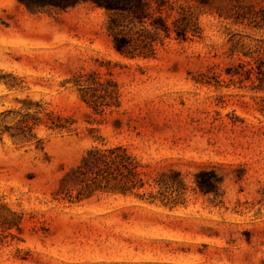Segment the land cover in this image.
<instances>
[{
	"label": "rangeland",
	"instance_id": "obj_1",
	"mask_svg": "<svg viewBox=\"0 0 264 264\" xmlns=\"http://www.w3.org/2000/svg\"><path fill=\"white\" fill-rule=\"evenodd\" d=\"M170 1L196 7L202 37L168 42L155 59L128 60L112 47L104 9L80 3L32 12L0 0V129L15 126L31 103L74 118L77 129L57 134L40 125L43 151L3 135L0 214L23 219L21 232L5 231L0 219V264H264V92L227 73L239 63L230 57L233 44L264 36L234 18L258 13L264 0ZM100 62H111L122 100L104 116L70 81L105 75ZM200 74L214 76L211 85L194 83ZM99 137L127 145L153 170H180L187 206L112 195L56 201L62 177ZM202 169L222 176L223 196L191 191Z\"/></svg>",
	"mask_w": 264,
	"mask_h": 264
},
{
	"label": "trees",
	"instance_id": "obj_2",
	"mask_svg": "<svg viewBox=\"0 0 264 264\" xmlns=\"http://www.w3.org/2000/svg\"><path fill=\"white\" fill-rule=\"evenodd\" d=\"M29 11L43 12L49 9L66 10L80 3H91L107 13L106 32L113 49L124 59H155L168 42H193L202 37L200 12L193 6H176L170 0H18ZM176 12L177 16L172 17ZM249 21V27L264 34V9L256 14L244 13L234 18L235 24ZM251 38V37H249ZM253 45L235 42L230 57L238 56L239 63L227 72L240 83L251 82L252 90L264 92V36L251 38ZM107 68L105 75L97 71L75 75L70 81L82 101L95 115L113 114L122 106L121 89L113 78L111 62H100ZM214 76L200 74L193 81L211 85ZM218 78V76H216ZM219 83V82H218ZM13 89L14 84H7ZM26 114L15 126L0 129V141L8 133L19 145L35 144L44 150V142L37 137L36 129L44 125L57 134L73 133L76 120L55 115L39 103L27 106ZM13 112H8V114ZM0 116H6L2 113ZM1 127V126H0ZM95 132L91 129L90 133ZM86 151L80 163L61 179L56 201L71 205L82 204L98 195L134 198L144 203L161 205L170 210L186 207L190 186L184 174L169 167L153 170L130 147L110 145L103 138ZM222 176L215 169H202L194 174V194L223 196ZM60 196V197H59ZM58 197V198H57ZM4 230L21 232L22 215L10 212V217L0 214ZM14 237V235H11ZM15 238V237H14Z\"/></svg>",
	"mask_w": 264,
	"mask_h": 264
}]
</instances>
